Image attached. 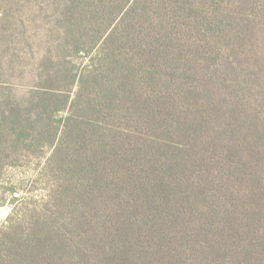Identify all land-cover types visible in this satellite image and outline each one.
<instances>
[{"label":"trees","instance_id":"1","mask_svg":"<svg viewBox=\"0 0 264 264\" xmlns=\"http://www.w3.org/2000/svg\"><path fill=\"white\" fill-rule=\"evenodd\" d=\"M5 206L0 264H264V0H0Z\"/></svg>","mask_w":264,"mask_h":264},{"label":"rangeland","instance_id":"2","mask_svg":"<svg viewBox=\"0 0 264 264\" xmlns=\"http://www.w3.org/2000/svg\"><path fill=\"white\" fill-rule=\"evenodd\" d=\"M16 175L13 173V176ZM10 208L8 206L0 208V224L5 221L6 217L10 213Z\"/></svg>","mask_w":264,"mask_h":264}]
</instances>
